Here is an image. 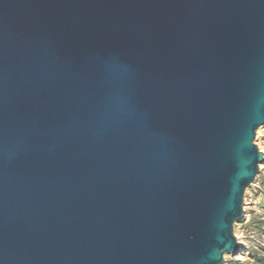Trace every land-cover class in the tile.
<instances>
[{"label": "water", "instance_id": "water-1", "mask_svg": "<svg viewBox=\"0 0 264 264\" xmlns=\"http://www.w3.org/2000/svg\"><path fill=\"white\" fill-rule=\"evenodd\" d=\"M259 127L264 0H0V264H221Z\"/></svg>", "mask_w": 264, "mask_h": 264}, {"label": "rangeland", "instance_id": "rangeland-1", "mask_svg": "<svg viewBox=\"0 0 264 264\" xmlns=\"http://www.w3.org/2000/svg\"><path fill=\"white\" fill-rule=\"evenodd\" d=\"M253 142L262 153V161L254 181L244 191L242 217L233 226L238 253L224 254L221 264L250 262L251 255L264 247V127L256 130Z\"/></svg>", "mask_w": 264, "mask_h": 264}, {"label": "trees", "instance_id": "trees-1", "mask_svg": "<svg viewBox=\"0 0 264 264\" xmlns=\"http://www.w3.org/2000/svg\"><path fill=\"white\" fill-rule=\"evenodd\" d=\"M235 264H264V247H260L259 252H256L253 255H251L250 262H245V263L236 262Z\"/></svg>", "mask_w": 264, "mask_h": 264}]
</instances>
